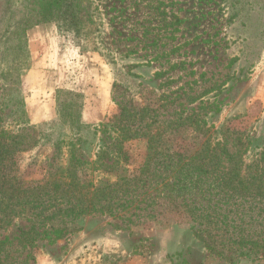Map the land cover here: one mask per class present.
<instances>
[{
	"label": "rangeland",
	"instance_id": "obj_1",
	"mask_svg": "<svg viewBox=\"0 0 264 264\" xmlns=\"http://www.w3.org/2000/svg\"><path fill=\"white\" fill-rule=\"evenodd\" d=\"M19 1L0 0V132L18 136L19 142L16 162H8L12 174L42 179L73 149L93 163L112 144L114 134L105 128L122 109L143 118L142 133H161L159 147L177 155L165 162L186 163L206 143L222 142L235 152L237 138L246 143V164L260 158L264 0H94L97 30L89 38L60 33L50 24L56 36L40 43L30 42L39 26L18 28ZM145 149L142 140L126 143L134 164ZM156 193L141 208L121 214L132 220L141 216L129 228L100 214L73 222L59 217L54 225L68 229V236L54 244L39 241L34 250L23 249L18 240L30 224L14 219L0 230V238L10 242L2 263L232 264L210 254L178 216L192 206ZM190 196L197 204L202 198L198 190L185 195ZM257 203H246L245 212L258 223L249 217L244 226L259 233L264 206ZM259 239L264 243V234ZM230 249L225 254L234 264H264L256 254L239 256L237 245Z\"/></svg>",
	"mask_w": 264,
	"mask_h": 264
},
{
	"label": "trees",
	"instance_id": "obj_2",
	"mask_svg": "<svg viewBox=\"0 0 264 264\" xmlns=\"http://www.w3.org/2000/svg\"><path fill=\"white\" fill-rule=\"evenodd\" d=\"M19 3L22 10L19 29L28 31L54 24L60 33H73L81 39L89 38L97 30L94 0H21ZM142 119L129 115L126 109L120 110L105 128L114 134L112 144L105 145L93 163L82 161L73 149L64 164L49 166L42 179L31 181L10 172L19 152L18 136L6 137L0 132V230L10 227L14 219H25L30 227L20 230L18 240L23 249L34 250L39 241L54 244L68 236V229L54 225L59 217L73 222L85 216L106 215L121 220L117 227L126 229L141 216L135 215L136 220H132L121 214L141 208V204L154 198L153 194L163 191L177 205L193 207L189 214L178 216L191 226L210 254L234 264L225 250L237 245L241 250L239 256L250 258L256 254V258L264 260V243L259 239L264 234V223L259 233L244 226L249 217L258 223L252 214L245 212V204L258 202L264 206V151L260 158L246 164V143L237 138L239 148L235 152L222 142L206 143L186 163L181 159L177 163L165 162L166 158L173 160L177 155H166L159 147L163 142L161 133L139 130ZM134 140H142L146 146L145 156L137 165L130 161L126 151V143ZM9 161H13L11 166ZM195 190L202 196L199 204L191 196L185 197ZM231 203L238 208H230ZM9 244L8 238H0V264ZM27 258H32L31 253Z\"/></svg>",
	"mask_w": 264,
	"mask_h": 264
},
{
	"label": "crops",
	"instance_id": "obj_3",
	"mask_svg": "<svg viewBox=\"0 0 264 264\" xmlns=\"http://www.w3.org/2000/svg\"><path fill=\"white\" fill-rule=\"evenodd\" d=\"M55 27H53V25H43V26H39L36 29H33L32 32L30 33V42L34 43V42H38L40 43V41H45V40H49V39H53L56 36V32H55ZM45 30H47L48 32H45ZM43 31V35H40V32ZM37 34H39L40 36L37 38Z\"/></svg>",
	"mask_w": 264,
	"mask_h": 264
}]
</instances>
